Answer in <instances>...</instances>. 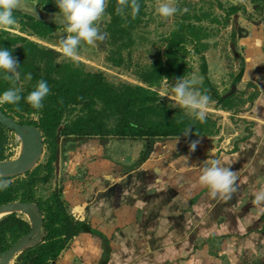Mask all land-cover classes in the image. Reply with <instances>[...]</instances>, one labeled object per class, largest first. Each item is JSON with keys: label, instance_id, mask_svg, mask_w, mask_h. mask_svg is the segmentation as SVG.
Listing matches in <instances>:
<instances>
[{"label": "crops", "instance_id": "obj_1", "mask_svg": "<svg viewBox=\"0 0 264 264\" xmlns=\"http://www.w3.org/2000/svg\"><path fill=\"white\" fill-rule=\"evenodd\" d=\"M229 1L243 13H236L239 56L230 49L235 21L222 43L230 67L220 61H228L226 50L221 58L204 54L208 36L202 40L217 92L225 95L241 74L232 108L209 106L218 132L198 138L195 151L187 139L157 140L139 164L144 148L135 140L92 138L67 150L64 200L92 231L73 236L51 264H264V201H255L264 191V0ZM211 159L236 177L230 199L212 197L200 182Z\"/></svg>", "mask_w": 264, "mask_h": 264}, {"label": "trees", "instance_id": "obj_2", "mask_svg": "<svg viewBox=\"0 0 264 264\" xmlns=\"http://www.w3.org/2000/svg\"><path fill=\"white\" fill-rule=\"evenodd\" d=\"M39 1L47 11H58L55 0ZM137 2L140 11L133 15L130 6L123 13H118L119 0H106L104 15L109 19L105 31L110 47L106 61L112 67L125 66L127 57L124 51H129L135 43L133 31L145 22L146 0ZM178 11L181 15L166 36L163 53L158 51L150 65L137 70L141 84L114 83L102 71H87L81 61L72 58L58 60L53 50L40 46L27 36L48 39L61 25L37 17L30 11L16 8L13 13L20 31L26 35L0 30V46L12 49L13 56L20 64L19 81L5 79L0 74V93L9 88H18L22 97L17 104H2L0 107L19 122L37 126L47 148L43 164L39 163L24 175L0 177V181H10L6 189L0 190V205L11 201H34L44 215L43 240L19 253L14 264H51L73 236L92 231L88 225L74 220L69 214L61 190L55 189L46 199L35 195L37 186L49 182L54 176L56 160L65 151L74 148L75 144L92 138L106 141L109 137L140 141L144 149L137 159L136 163L139 164L148 157L157 140L181 138L195 141L201 136H212L218 132L217 123L210 116L201 122L191 114L183 113L181 108H172L170 101L156 90L164 80L175 85L177 78H184L189 73L186 58L190 54L188 46H191L202 60L204 80L201 93L215 100L217 107L231 109L233 106L234 97H224L217 92L207 76L205 56L202 54L206 48L202 40L207 33L202 25L195 23L207 18V14L192 15L180 8ZM238 11V5H231L225 19ZM41 80L48 83L50 92L44 98L42 108L34 109L25 98ZM188 129L189 135L185 136ZM12 134L13 131L0 124V160L10 157L8 145ZM29 229V222L17 213L2 217L0 251L8 248Z\"/></svg>", "mask_w": 264, "mask_h": 264}, {"label": "rangeland", "instance_id": "obj_3", "mask_svg": "<svg viewBox=\"0 0 264 264\" xmlns=\"http://www.w3.org/2000/svg\"><path fill=\"white\" fill-rule=\"evenodd\" d=\"M162 2H164V0H146L145 22L133 31L135 43L132 45L129 51H124V55L127 57L125 66L112 67L106 61V56L108 54V50L110 49L107 43V33L105 31V24L109 19V17L106 15H103L100 20L96 22L100 31L104 33V40L97 41L95 46H91L85 42H82L77 49V56L75 59L81 61L87 71H102L107 79L111 82L118 83L123 81L132 84H141L140 80L137 77V70H139L141 67L150 65L151 62L155 59L154 57L156 56L158 51L163 53V50L166 46V36L172 31L175 26L176 20H178L181 15V12L178 11L171 18L161 17L157 13L156 9ZM230 3L231 2L229 0H175V6L178 9L180 8L183 12L189 11L192 15L207 14V18L203 19L201 22H195L196 24L202 25L206 29V33L208 34V37L206 39H208L209 44L207 45L208 49H205L204 54L205 52H208L209 54L212 53V55L215 54L216 57L220 56L221 58V56L224 54V51L226 50L228 61L227 58H222L220 59V61L221 63L222 61H225V63L229 67V63L232 62L231 53L227 48V44H225V47H223L222 43L223 39L228 40L231 32V25H233V19H235L233 15L230 16L227 20L225 19V12L226 9L230 7ZM17 8L28 10L40 15L41 17H44L51 22L60 24L61 27L55 29L52 36L48 39H41L36 35H28V37H30V39L32 38L40 46L53 50L57 54L56 57L58 60L68 59V57L64 56L60 50L61 39L69 35V33L66 32L65 22L60 13L57 11H47L46 8L42 4H40L39 0H18ZM239 12L243 14L241 10ZM239 12L238 14H240ZM7 30L11 33H20L22 35H26L20 31L19 24L17 23H15L10 28H7ZM189 48L190 46H188V49ZM186 59L189 63L190 71L183 79L196 78L198 80V84L196 85V87L199 90L204 80L203 74L201 72L202 60L200 59L199 55L194 52H191ZM215 69H212L210 73L208 71V77H211L212 79L216 78L218 71H216ZM226 75L227 74H225V76ZM224 77L222 74L221 79ZM228 83L229 81L226 84ZM173 88L174 85H172L169 81H163L162 84L157 88V90L162 97L167 99L168 102L170 101L172 108H181L183 110V113L190 115L189 110L181 107L175 102V94L173 92ZM213 102L214 101L210 99V103L206 109V115H211L215 117L216 120H218V116L216 115V113L212 112L209 109V106L212 107L214 105ZM34 118L37 119V116L35 115ZM8 146V153H10L9 158H14L18 154L20 146V141L14 133L10 137ZM65 152L60 158V174L57 175L54 171V176L50 179L49 182L45 184H39L37 186V188L35 189V195L37 198L46 199L52 194L55 189H57L62 191L61 197L65 202V184L68 181H66V178L62 177H64V173H66V171L63 169H67V163L69 159V156H66ZM46 157L47 148L46 146H44V152L39 163L43 164L46 160ZM18 215L28 220V217L25 214L18 213Z\"/></svg>", "mask_w": 264, "mask_h": 264}, {"label": "clouds", "instance_id": "obj_4", "mask_svg": "<svg viewBox=\"0 0 264 264\" xmlns=\"http://www.w3.org/2000/svg\"><path fill=\"white\" fill-rule=\"evenodd\" d=\"M57 12L60 13L64 22L66 32L69 33L60 41V50L62 54L68 58L75 59L77 49L82 42L95 46L97 41L104 40L102 33L96 22L105 13L106 0H55ZM18 6V0H0V30L7 29L16 23L13 15L14 10ZM131 7L132 14H138L140 4L137 0H119V6L116 11L123 13L125 9ZM157 13L163 18H171L177 12L175 0H164L156 9ZM19 63L12 54V49L0 46V74L5 79L19 81ZM196 78L183 79L179 77L173 88L175 94V102L181 107L189 110L190 114L203 122L206 118V109L210 103V97L201 93L196 85ZM50 88L46 81L41 80L35 86L26 99V102L34 109H40L43 106L44 98L49 94ZM20 89L9 88L0 93V105L17 104L21 100ZM190 129L185 132L188 136ZM199 141H193L190 145L191 151H195ZM236 177L232 170L222 167L220 161L211 159L205 163L200 182L210 189V195L214 198L221 196L224 199H230L235 192ZM10 181H0V190L6 189ZM256 203L264 201V191L255 194Z\"/></svg>", "mask_w": 264, "mask_h": 264}, {"label": "water", "instance_id": "obj_5", "mask_svg": "<svg viewBox=\"0 0 264 264\" xmlns=\"http://www.w3.org/2000/svg\"><path fill=\"white\" fill-rule=\"evenodd\" d=\"M22 11H28L22 9ZM33 13V12H32ZM35 16L40 15L33 13ZM238 14L234 15L235 25L230 41V49L236 57L239 56L236 50V36L242 31L237 24ZM240 77H234L230 90L224 95L228 97L237 89ZM0 124L13 131L20 141L19 152L14 158L0 160V177H16L24 175L36 167L44 152V137L39 128L33 124L21 123L17 118L6 114L0 107ZM55 173L59 174L60 159L55 162ZM23 213L28 217L30 229L20 236L8 248L0 251V264H14L19 253L40 243L45 236L44 215L39 205L34 201H11L0 205V218L12 214Z\"/></svg>", "mask_w": 264, "mask_h": 264}]
</instances>
